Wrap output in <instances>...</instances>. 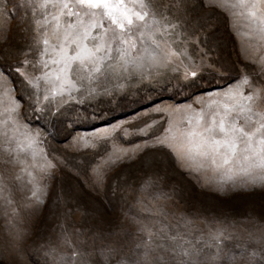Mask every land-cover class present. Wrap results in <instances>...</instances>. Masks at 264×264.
Instances as JSON below:
<instances>
[{
  "label": "rangeland",
  "instance_id": "obj_1",
  "mask_svg": "<svg viewBox=\"0 0 264 264\" xmlns=\"http://www.w3.org/2000/svg\"><path fill=\"white\" fill-rule=\"evenodd\" d=\"M17 3L0 0V31L7 30L6 40L0 35V83L6 80L22 100L21 119L39 132L37 152L42 149L57 167L39 181L37 203L27 175L17 181L16 170L0 163V264H106L100 252L108 247L116 252L107 264H128L127 258L138 256L136 245L147 241L137 220L154 232L185 234L208 254L216 250L206 246L213 243L209 234L223 229L231 237L223 241L225 251L245 258L255 251L253 264H264V196L233 191L250 178L186 172L154 139H163L174 113L199 108L242 75L264 80L255 63L264 56V42L247 35L248 21L209 0H185L186 7L174 13L177 31L184 33L178 42L186 52L183 65L177 61L143 78L101 79L91 92L72 88L63 100L58 93L54 104L43 99L50 85L41 81V102L30 107L36 90L14 68L25 54L30 60L35 54L27 47L32 33L24 30L26 9L14 8ZM186 65L197 71L195 84L185 77ZM146 123L151 128L140 131ZM124 152L132 159L113 165L114 154ZM94 170L102 183H95ZM73 250L79 253L75 258L69 255Z\"/></svg>",
  "mask_w": 264,
  "mask_h": 264
},
{
  "label": "snow or ice",
  "instance_id": "obj_2",
  "mask_svg": "<svg viewBox=\"0 0 264 264\" xmlns=\"http://www.w3.org/2000/svg\"><path fill=\"white\" fill-rule=\"evenodd\" d=\"M209 2L234 19L248 21L247 35L264 42V0ZM13 7L26 9L24 30L32 33L27 47L35 54L34 59L25 54L14 68L22 81L36 90L30 107L41 102V81L50 85L45 87L43 99L54 104L58 93L63 100L62 93L72 88L91 92V85L101 79L124 74L143 78L177 61L184 64L186 52L178 47L184 33L177 31L180 22L174 13L186 7L185 0H18ZM0 35L6 40L7 30ZM255 63L264 75V56ZM27 65L33 72L27 71ZM185 77H191L195 84V67L186 65ZM12 92L6 80L0 83V163L16 170L17 181L26 174L32 197L42 203L36 192L39 181L54 175L57 163L42 149L37 152L39 132L24 124L22 100ZM200 104L199 108L189 106L174 113L163 130V139L154 137L156 145L166 149L186 172L211 170L230 178L249 177L233 191H259L264 196V80L257 82L250 75H242L230 88L210 94L207 102ZM150 128L146 123L140 131ZM125 158L132 159L126 152L114 154L111 163H121ZM94 176L95 183L103 182L101 173L94 170ZM218 190L224 191V186ZM136 224L147 241L136 245L138 256L127 258L128 264H253L256 256L255 251L246 258L243 253L237 257L225 251L223 241L231 237L225 236L223 229L209 234L213 243L206 246L216 250L208 254L185 234L168 235L163 229L154 232L152 225L139 220ZM156 237L166 243L157 242ZM115 252L108 247L100 255L107 264ZM69 255L75 258L79 253L73 250Z\"/></svg>",
  "mask_w": 264,
  "mask_h": 264
}]
</instances>
